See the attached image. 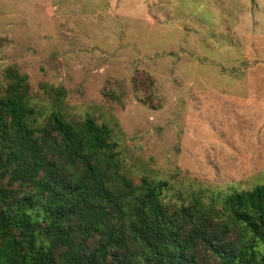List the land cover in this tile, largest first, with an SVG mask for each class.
Returning <instances> with one entry per match:
<instances>
[{
  "label": "rangeland",
  "instance_id": "obj_1",
  "mask_svg": "<svg viewBox=\"0 0 264 264\" xmlns=\"http://www.w3.org/2000/svg\"><path fill=\"white\" fill-rule=\"evenodd\" d=\"M17 76L171 209L264 185V0H0V97Z\"/></svg>",
  "mask_w": 264,
  "mask_h": 264
},
{
  "label": "trees",
  "instance_id": "obj_2",
  "mask_svg": "<svg viewBox=\"0 0 264 264\" xmlns=\"http://www.w3.org/2000/svg\"><path fill=\"white\" fill-rule=\"evenodd\" d=\"M24 79L0 97V264H264L263 184L171 209L166 181L123 173L108 126L40 120Z\"/></svg>",
  "mask_w": 264,
  "mask_h": 264
}]
</instances>
